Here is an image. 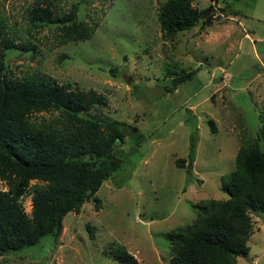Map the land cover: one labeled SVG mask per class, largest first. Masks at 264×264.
<instances>
[{"label": "rangeland", "instance_id": "rangeland-1", "mask_svg": "<svg viewBox=\"0 0 264 264\" xmlns=\"http://www.w3.org/2000/svg\"><path fill=\"white\" fill-rule=\"evenodd\" d=\"M164 1L55 0L57 16L77 6L76 20L96 26L72 42L61 40L54 23L31 24L34 0H0V26L16 44L6 51V75L40 74L68 89L94 90L106 99L98 111L121 121L125 133L117 142L120 167L95 194L100 207L85 201L79 214L63 217L56 240L46 235L0 255V264H120L114 254L122 247L140 264H171L167 233L193 221L200 201L226 197L220 177L234 168L242 133L254 135L264 112V0H193L205 16L213 13L211 24L173 40L162 37L157 20ZM191 135L197 141L190 165ZM0 189H7L2 181ZM31 196L21 198L28 215ZM250 215L259 229L238 264L264 261V211Z\"/></svg>", "mask_w": 264, "mask_h": 264}, {"label": "trees", "instance_id": "trees-1", "mask_svg": "<svg viewBox=\"0 0 264 264\" xmlns=\"http://www.w3.org/2000/svg\"><path fill=\"white\" fill-rule=\"evenodd\" d=\"M54 1L34 0L27 10L31 24H56L62 41L89 38L96 26L76 20L77 6L57 16ZM192 2L166 0L159 6L157 20L163 38L173 40L182 31L211 24L213 13L203 17L207 9L199 10ZM14 47L9 30L1 25L0 181L7 189H0V255L35 246L46 235L56 240L63 217L79 214L89 199L97 210L100 199L95 194L120 167L117 142L122 143L125 135L121 121L98 111L106 99L94 90L68 89L40 74L6 75V51ZM193 73L177 74L171 85ZM170 74L165 72V76ZM92 108L97 112L90 113ZM43 112H56V116L40 120L33 116ZM207 122L213 130V121ZM196 141L191 135L190 165ZM184 163L185 158L176 159L178 166ZM32 180L36 181L33 185ZM220 185L226 197L200 201L193 221L167 233L171 264H238V257L248 254L247 242L259 229L250 213L264 211V112L254 135L242 133L234 168L220 177ZM29 193L28 215L21 198ZM87 230L93 237L89 225ZM114 256L120 264H140L123 247Z\"/></svg>", "mask_w": 264, "mask_h": 264}, {"label": "water", "instance_id": "water-1", "mask_svg": "<svg viewBox=\"0 0 264 264\" xmlns=\"http://www.w3.org/2000/svg\"><path fill=\"white\" fill-rule=\"evenodd\" d=\"M206 13H207V12H206ZM206 13H205V14H203V17H205Z\"/></svg>", "mask_w": 264, "mask_h": 264}]
</instances>
